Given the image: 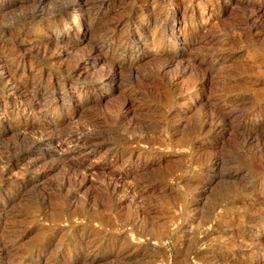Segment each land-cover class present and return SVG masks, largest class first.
Listing matches in <instances>:
<instances>
[{
  "label": "rangeland",
  "instance_id": "rangeland-1",
  "mask_svg": "<svg viewBox=\"0 0 264 264\" xmlns=\"http://www.w3.org/2000/svg\"><path fill=\"white\" fill-rule=\"evenodd\" d=\"M44 1L41 7L52 6ZM155 1L136 0L129 7L130 2L124 6L123 0H112L103 8L105 21L128 15L132 26L119 33L134 37L133 27L147 22L137 10ZM27 4L0 10L1 30L12 36L19 30L28 37L26 62L17 68L25 69L20 79L40 73L65 94L46 102L49 108L30 103L23 110L22 103L8 102L0 74L1 145L34 136L22 126L42 127L57 117L56 128L62 132L103 134L69 145L73 163L54 159L67 152L52 145L35 150L49 153L41 161L20 157L0 165L5 171L0 186L20 188L0 191V203L6 202L0 206V247L3 234L13 239L5 242L10 252L0 256V264H264V0H165L162 15L171 16L179 8L175 27L163 42L175 57L162 66L150 59V52L127 56L120 61L124 69L112 80L97 79V72L107 68L87 57V29L81 26L75 32L66 20L78 7L69 6L64 16L56 13L28 23L23 17L31 9ZM187 10L198 14L193 22ZM247 16L254 20L243 27ZM47 22L70 23L69 31L47 33L42 28ZM183 31L191 34L176 40ZM31 37L41 40L42 48L37 43L32 47ZM62 39L74 47L43 48L44 42L60 46L56 41ZM190 40L198 42L188 44ZM205 61L213 67L206 68V80L200 65ZM27 68H32L30 73ZM155 83L165 87L155 91ZM128 88L149 97H137L123 108ZM234 94L244 98L245 116L216 126L209 137L190 136L193 124L216 117L215 110L224 108ZM168 96L171 107L166 109L162 101ZM60 102L67 104L62 107ZM141 119H152L143 134L147 144L136 138L140 133L135 124ZM116 151L122 161H113ZM107 182L110 186L104 189ZM87 241L94 246L82 250ZM119 253L123 256L115 257Z\"/></svg>",
  "mask_w": 264,
  "mask_h": 264
},
{
  "label": "bare ground",
  "instance_id": "bare-ground-1",
  "mask_svg": "<svg viewBox=\"0 0 264 264\" xmlns=\"http://www.w3.org/2000/svg\"><path fill=\"white\" fill-rule=\"evenodd\" d=\"M43 1L42 0H0V10L5 11L8 6L24 7L27 3H29L27 5L30 6L31 9L28 13L23 14V17L25 18L24 19L25 22L31 23V22H35L38 20H42V19L47 20V18H53V17H55L56 13L63 14V16H64L67 14L66 10L71 5L75 6V8L78 7V9H73L74 11L76 10V14L71 13L70 15H68L66 20L72 22L71 24H73V25H71V26L74 27L73 29L75 32H79V30H80L79 27H81V26H83L87 29V33H86L87 36H86V38H84L85 40L87 39V41L90 42V47H89V51H88L89 53H87V57L90 59L98 60L101 64H104L107 68L104 71L100 70L99 72H97V74H98L97 79H99L101 77H107L108 79L112 80V76L115 75V72H117L121 69H124V62L121 63L120 61H123V60H125V57L133 56L134 54L137 55V54H141V53L143 54L146 52H150V55H149V57H151L150 59L155 60L156 62H159V64L162 66H163V64L171 62L173 60V58L175 57L174 54L169 53L171 51L168 50V48L164 46L163 42H164V39H166L168 37L166 34L168 29L175 27L173 25V23H174V19L176 18V13L178 12L177 10H179V8L176 10V13L171 14V16H168L167 14L162 15L160 9H161V5H163L165 3V0H156L155 2H149L148 4H146L143 7V9L141 8V9L137 10V14H139L140 16L142 15V17L146 16L145 18H147V22L142 27H139V26L133 27V28H135V31L137 32L136 35H134V37H131L129 35H122L123 33L122 34L119 33L122 30L128 31V28L130 26H132V24L130 22H128V15L118 17L115 20H107L106 19L107 21H105L106 17H105V14L103 12V8L105 6H109L112 3V0H45L44 2L52 4V6L49 5L50 7H47V8L43 7L44 5L41 7V3L43 4ZM135 1L136 0H130L129 1L130 3H129L128 0H123V4L125 6V4L129 3V7H131L132 4L135 3ZM93 11H95V12H93ZM184 11H186V10H184ZM187 12H188L187 15L184 13L183 14L187 16L189 22H193L198 14L193 13V10H187ZM1 13H2V11H1ZM253 20H254L253 17L249 18L247 16V18L244 19V26L243 27H247V25H251ZM69 26H70V23H65V22H58L57 24H54L53 22H47V23H45V25L42 28H45V30H46L45 32L50 33V34L53 32V29L57 30L59 28L62 29V31H65L67 33V31H69ZM183 27H185V24L183 25ZM181 31H182V27H181ZM9 33L7 31H3V29L2 30L0 29V74H2L4 76V80L2 81L3 87L7 90V92H9L8 93L9 94L8 102L12 103L13 106L17 102L20 104L22 103V109L23 110L25 108H27V106H29L30 103L35 104V106H36V104H38L37 105L38 109H39V106H42V108L48 107L49 105H46V104L50 102L49 100L57 98L56 96L58 94H59V96L60 95L64 96L65 93L61 92L62 89L59 88L60 86L57 85V82L56 83H50V81L47 82L46 80H43V78H41V76H40V73H38L39 74L38 77L34 76V75H33V77H31L32 76L31 75L30 76L31 78H29V79H24V78H23V80L20 79V77H22L25 74L24 73L25 69H22V68L17 69V68L23 67L24 63L26 62V57L23 56V51H24L25 43L28 41V39H27L28 37L24 38L22 35L23 33L19 32V30L17 31L16 35H14V36H12V34L10 35ZM186 34L187 35L191 34V31H188L187 33H186V31H183V34L181 32L180 33L178 32L177 36H176V40L179 39L181 36L185 37ZM28 35H32L31 32ZM29 40L31 42L32 47H33V44L37 43V47L42 48L43 44H41V42H42L41 40H39V39L35 40L34 38L29 39ZM140 41H142V42L144 41V43L141 44V43H139ZM197 42L198 41H196V40H190V41H188V44H196ZM44 43L45 44H44L43 48L45 50L51 49L53 46H55L53 48L62 47L64 49L68 48L67 50H69V49H72L75 45V44L69 45V42L65 41L63 39L56 41L57 45L61 44L60 46H56L55 43H53V42H51V43L44 42ZM44 49H42V50H44ZM179 49L181 50V48H179ZM45 53H47V51L46 52H37V53L35 52V54H38L40 56L45 54ZM116 58H120V59L117 60ZM199 59H201V58H195L196 61H198ZM205 63H207V64H203V62H201L200 65H201V68L203 69L202 70L203 75H204L205 80H206L208 78L207 77L208 71L206 70V68L209 67V70H210L213 67L210 66V64L207 61H205ZM127 65L129 66V70H132L133 67H130L131 64L128 63ZM31 70H32V68H29V69L27 68V71H28L27 73H30ZM144 76H145V78H148V75L146 76V74H144ZM137 78L141 79L142 77L140 75V76H137ZM142 80L144 81L145 79L143 78ZM99 82H100V80H99ZM154 85L155 86H153V89L155 91H161L162 88L165 87L164 83H160L159 85H158V83H155ZM72 87H73V85H72ZM127 93L129 96L127 95V99L124 100L125 102H124L123 108H125V107L127 108L128 105L133 104V101L136 100L137 97H144V98L149 97L147 95V93L141 89L135 90L134 88H128ZM260 97H261V94H260L259 98ZM243 99L244 98H242V96L239 94L238 95L237 94L231 95V97L228 96L227 97V104L224 106V108H222V109L217 108L215 110L216 117L208 119L206 122L201 123V125H195V124L192 125V127L189 129L190 130L189 131L190 136L196 138L201 134H203V135L206 134V136L209 137L210 134L212 135L213 129L216 126H218V125L219 126H225V125L229 126V123L231 122V120H233V118H235V117L239 118V117L245 116L247 114V106L243 105V103H242ZM69 100H66V101L69 102ZM67 102H60L59 106L65 107ZM162 103H163L164 107H166V109L167 108L169 109L171 107L170 97L168 96V97L164 98ZM69 104H70V102H69ZM73 106H75V103L73 104ZM59 108L54 107V109H59ZM224 109L228 110V113H224L223 112ZM143 110L148 111L149 110L148 106H145L143 108ZM42 113H43V111H42ZM57 118L50 120V123L48 125H44L42 127L40 125H39L40 127H38L36 125H28V126L24 125V126H22V129L24 131L25 130L27 131V129L31 130L29 133L33 132L34 136L31 135V137L27 136L29 138L23 137L21 139H17L13 143H11V146L10 145L9 146L1 145V136L3 133L0 130V165H3L6 161H10L11 158H17L18 160H20L19 159L20 157H22L21 159L29 158L30 160L36 159V160L41 161L45 156L48 157L49 153L43 152L44 154L41 153L40 155H42V156H40L39 154H36L35 150L36 151L40 150L39 148H41L42 146H48L49 147L52 145H58V147H62V148L65 147L66 149H64V150H66L65 152L68 153V155H67V153L65 155H63V153H62L63 149H62L61 150L62 152L60 153V155H58L59 153L56 155L54 154L56 157L54 159H56L57 161L59 160V162L66 160L68 163H71V162L73 163L74 161H72V160H73V157H75L74 153H73L74 151L70 150V149H69V151H67L69 145L74 144V145L79 146V144L81 145L83 143H87L90 141L92 142L93 140H97L98 138L102 137V135H101V134H103L102 130H98V131H95L92 133H90V132L85 133L81 129L77 130V132H76V130H74L73 132L72 131L62 132L63 130L60 131V129L56 128L57 125L59 124V122H58L59 119H57ZM91 119L93 121H98L96 117H92ZM150 120H152V119H149L148 122H150ZM148 122L143 121L141 119V120H139V122H137V124H135L136 126H138V131L140 133V135H137L138 137H136V138L140 142L145 143V144H147L148 140L146 139L145 135L143 136V134L146 132V129L149 126ZM23 124H25V123H23ZM16 125L17 124H15V126ZM60 128H62V127H60ZM243 130L247 131L245 127L243 128ZM64 131H66V130H64ZM16 133L17 132H15V134ZM17 134H19V133H17ZM193 134L195 136H193ZM17 148L19 149V151L14 152L15 150H17ZM11 152L13 154H11ZM58 152H60V150H58ZM113 154H114L112 156L113 161L117 162V161L121 160V152L119 153L116 151ZM128 154H127V156H128ZM140 154L141 153H139V155ZM128 157H130V156H128ZM108 161H109V158H108ZM66 167H68V166H66ZM0 169H1L0 170V182L2 183V182H4L5 171L3 170V168L1 166H0ZM78 183L80 184V182H78ZM74 184H75V182H74ZM74 184L72 185L73 187H74ZM79 184H77V186ZM5 186H8V187H5ZM75 186H76V184H75ZM109 186L110 185L108 182L105 183L104 189H108ZM6 188H8V189L10 188V190L13 189L12 191H14V192H17L18 189H20L19 186L18 187H16V186L12 187V184L4 183V185L2 187L0 186V191H2L3 189L5 190ZM0 195H1V192H0ZM3 205L5 206L6 202L2 201L0 203V206H3ZM76 210H75V212H78V214L80 215L81 213L79 212V210L78 211H76ZM80 211H82V210H80ZM92 217H93V215H92ZM152 236H154V235H152ZM1 237H2V241H4V244L0 247V256L1 255L8 256L9 252H10V248L7 245H5V242H10V241L13 242V239L10 235H8L6 233L3 234ZM85 239H87V238H85ZM41 244L43 245V243H41ZM36 245L39 246L38 244H36ZM46 245H48V244H46ZM263 245H262V247H264ZM92 246H94V245L89 244L87 241L86 244H83L80 247L82 250L86 251L89 248H91ZM117 256L121 257L123 255H121L119 253L115 257H117ZM197 258H203V257L201 254H198ZM182 262H183V260L181 261V263ZM182 264H187V263L184 262Z\"/></svg>",
  "mask_w": 264,
  "mask_h": 264
}]
</instances>
